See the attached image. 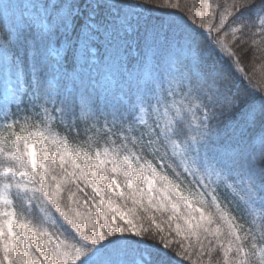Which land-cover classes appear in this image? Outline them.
<instances>
[{
    "label": "snow or ice",
    "instance_id": "snow-or-ice-1",
    "mask_svg": "<svg viewBox=\"0 0 264 264\" xmlns=\"http://www.w3.org/2000/svg\"><path fill=\"white\" fill-rule=\"evenodd\" d=\"M264 0H0V264H264Z\"/></svg>",
    "mask_w": 264,
    "mask_h": 264
},
{
    "label": "trees",
    "instance_id": "trees-1",
    "mask_svg": "<svg viewBox=\"0 0 264 264\" xmlns=\"http://www.w3.org/2000/svg\"><path fill=\"white\" fill-rule=\"evenodd\" d=\"M257 71H258V75H264V70L258 69Z\"/></svg>",
    "mask_w": 264,
    "mask_h": 264
}]
</instances>
